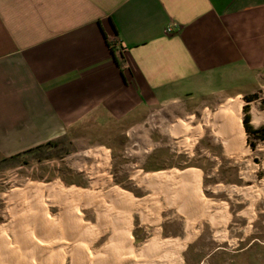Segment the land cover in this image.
I'll return each mask as SVG.
<instances>
[{"label": "crops", "instance_id": "obj_1", "mask_svg": "<svg viewBox=\"0 0 264 264\" xmlns=\"http://www.w3.org/2000/svg\"><path fill=\"white\" fill-rule=\"evenodd\" d=\"M263 84L264 0H0V163L89 124Z\"/></svg>", "mask_w": 264, "mask_h": 264}, {"label": "rangeland", "instance_id": "obj_2", "mask_svg": "<svg viewBox=\"0 0 264 264\" xmlns=\"http://www.w3.org/2000/svg\"><path fill=\"white\" fill-rule=\"evenodd\" d=\"M255 80L247 87L261 83L260 78ZM221 88L231 95L244 92V85ZM256 91L222 102L215 100L216 95L180 99L141 111L109 129L89 124L51 145L0 163V226H7L11 214H17L10 196L27 194L34 185L58 182L66 188L96 190L100 199L109 188H118L135 201L131 220L137 253L147 240L158 238L185 245L180 251L182 264H264V134L255 136L248 130L264 127V121L253 123L255 111L264 115V84ZM237 100L243 150L230 154L225 136L215 130L222 120L218 112ZM181 122L186 131L175 133ZM186 170L201 173V193L210 204L205 218L199 217V206L191 200L187 216L174 198L175 190H183L178 176ZM162 173L169 176L152 184L155 174ZM92 175L101 179L94 189ZM50 206L56 216L60 207ZM116 206L120 214L123 206ZM80 208L95 224L93 209L83 203ZM143 212L150 214L146 220ZM220 215L227 218L225 223ZM5 234L10 236L9 231ZM105 239L95 248H101Z\"/></svg>", "mask_w": 264, "mask_h": 264}, {"label": "bare ground", "instance_id": "obj_3", "mask_svg": "<svg viewBox=\"0 0 264 264\" xmlns=\"http://www.w3.org/2000/svg\"><path fill=\"white\" fill-rule=\"evenodd\" d=\"M220 116V129L215 130V133L225 136L227 151L235 154L240 149L243 150L244 130L240 120V101L223 107L218 112L217 117ZM262 121L264 115L255 111L253 123L260 125ZM185 131L183 122L174 130L179 134ZM168 176L169 174L164 173L155 174L151 182L158 185L160 179ZM91 177L94 189L101 179H96L93 175ZM178 178L179 186L183 190L185 188L184 191H174L180 210L190 217L192 209L189 206L194 202L199 206V217L205 218V208L209 209L210 204L201 193V173L186 170ZM25 192L27 194L14 192L10 196L13 211L17 214H11L7 226H0V264H182L180 251L185 245L172 240L162 242L153 237L154 239L147 240L138 253L135 251L131 220L135 201L125 191L109 188L100 199L96 190L66 188L56 182L34 185ZM21 203L23 205L19 206ZM82 203L84 208L93 209L95 224L86 220L80 208ZM118 204L123 206L120 214L116 212ZM50 205L60 207L56 216L51 213ZM143 215L146 220L150 214L143 212ZM218 219L224 223L227 221L223 215ZM6 231L10 232V236L5 234ZM102 237H106L105 242L101 248L96 249L95 245Z\"/></svg>", "mask_w": 264, "mask_h": 264}, {"label": "trees", "instance_id": "obj_4", "mask_svg": "<svg viewBox=\"0 0 264 264\" xmlns=\"http://www.w3.org/2000/svg\"><path fill=\"white\" fill-rule=\"evenodd\" d=\"M248 130H249L250 134H253L255 136H260L261 134H264V127L259 128V129H255L253 127H250ZM17 157H13V158H17Z\"/></svg>", "mask_w": 264, "mask_h": 264}, {"label": "built area", "instance_id": "obj_5", "mask_svg": "<svg viewBox=\"0 0 264 264\" xmlns=\"http://www.w3.org/2000/svg\"><path fill=\"white\" fill-rule=\"evenodd\" d=\"M172 31V29H169V32H171Z\"/></svg>", "mask_w": 264, "mask_h": 264}]
</instances>
